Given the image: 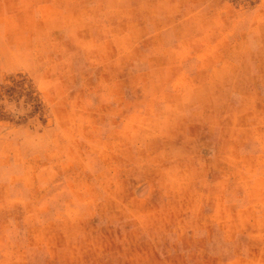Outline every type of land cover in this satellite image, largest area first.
Here are the masks:
<instances>
[{
	"label": "rangeland",
	"instance_id": "1",
	"mask_svg": "<svg viewBox=\"0 0 264 264\" xmlns=\"http://www.w3.org/2000/svg\"><path fill=\"white\" fill-rule=\"evenodd\" d=\"M0 264H264V0H0Z\"/></svg>",
	"mask_w": 264,
	"mask_h": 264
}]
</instances>
